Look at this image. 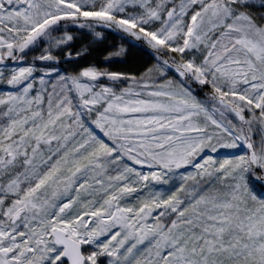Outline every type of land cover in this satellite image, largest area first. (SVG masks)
<instances>
[{"label": "snow or ice", "instance_id": "snow-or-ice-1", "mask_svg": "<svg viewBox=\"0 0 264 264\" xmlns=\"http://www.w3.org/2000/svg\"><path fill=\"white\" fill-rule=\"evenodd\" d=\"M0 264H264V0H0Z\"/></svg>", "mask_w": 264, "mask_h": 264}, {"label": "trees", "instance_id": "trees-1", "mask_svg": "<svg viewBox=\"0 0 264 264\" xmlns=\"http://www.w3.org/2000/svg\"><path fill=\"white\" fill-rule=\"evenodd\" d=\"M133 59H136V60L140 59V54H136L133 58L130 59L129 62L132 63Z\"/></svg>", "mask_w": 264, "mask_h": 264}]
</instances>
